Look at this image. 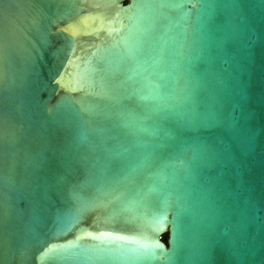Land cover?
<instances>
[{
    "label": "water",
    "instance_id": "obj_1",
    "mask_svg": "<svg viewBox=\"0 0 264 264\" xmlns=\"http://www.w3.org/2000/svg\"><path fill=\"white\" fill-rule=\"evenodd\" d=\"M0 264H264V0H0Z\"/></svg>",
    "mask_w": 264,
    "mask_h": 264
},
{
    "label": "snow or ice",
    "instance_id": "obj_2",
    "mask_svg": "<svg viewBox=\"0 0 264 264\" xmlns=\"http://www.w3.org/2000/svg\"><path fill=\"white\" fill-rule=\"evenodd\" d=\"M83 210H84L83 208L78 209L77 213L74 215L73 218L77 219L79 212L83 211ZM162 226H166V219H160L158 221V223L156 224V228L158 230ZM176 227H177V231H179V227H180V224H179V212L177 213V224H176ZM89 235H91V233H89ZM101 235H104V233H101ZM109 235H111V234L109 233ZM136 242L138 244L139 249H143L145 252L150 253L151 258H153V259L158 258V257H156V254H155V250L156 249H161V251L163 252L162 246L159 245V243H141L139 240H137Z\"/></svg>",
    "mask_w": 264,
    "mask_h": 264
},
{
    "label": "trees",
    "instance_id": "obj_3",
    "mask_svg": "<svg viewBox=\"0 0 264 264\" xmlns=\"http://www.w3.org/2000/svg\"><path fill=\"white\" fill-rule=\"evenodd\" d=\"M165 238H166V242H167V240H168V235L167 234L165 235Z\"/></svg>",
    "mask_w": 264,
    "mask_h": 264
}]
</instances>
